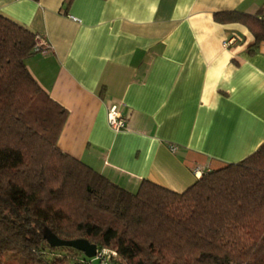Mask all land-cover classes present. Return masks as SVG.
I'll return each mask as SVG.
<instances>
[{
  "label": "crops",
  "instance_id": "obj_1",
  "mask_svg": "<svg viewBox=\"0 0 264 264\" xmlns=\"http://www.w3.org/2000/svg\"><path fill=\"white\" fill-rule=\"evenodd\" d=\"M263 5L0 0V14L39 37L42 49L25 65L67 110L61 151L130 191L142 179L182 191L264 142V41L255 45L244 23L214 17ZM112 103L127 116L121 130L107 123Z\"/></svg>",
  "mask_w": 264,
  "mask_h": 264
},
{
  "label": "trees",
  "instance_id": "obj_2",
  "mask_svg": "<svg viewBox=\"0 0 264 264\" xmlns=\"http://www.w3.org/2000/svg\"><path fill=\"white\" fill-rule=\"evenodd\" d=\"M255 13H215L264 41ZM37 34L0 14V264H264V142L236 162L202 172L182 191L142 179L135 191L61 151L67 110L25 65L42 48ZM86 239L105 261L52 246Z\"/></svg>",
  "mask_w": 264,
  "mask_h": 264
},
{
  "label": "built area",
  "instance_id": "obj_3",
  "mask_svg": "<svg viewBox=\"0 0 264 264\" xmlns=\"http://www.w3.org/2000/svg\"><path fill=\"white\" fill-rule=\"evenodd\" d=\"M72 18H74V17H72ZM258 18L264 22V8L260 12V14H258ZM232 41H233V39L231 38V39L224 40L222 43H223V45L226 46L227 44L231 43ZM106 118H107V123H108L109 127L112 128L113 130H116V131L121 130V129L125 128L127 125V116L122 113L119 105L116 103H112L111 105L108 106ZM170 148L172 150H174L175 146L171 145ZM198 170H199V168L196 167L194 172L196 173ZM105 254H106L105 250H103L102 252H99L97 250L94 258L99 260V263H102L105 261V258H106Z\"/></svg>",
  "mask_w": 264,
  "mask_h": 264
},
{
  "label": "water",
  "instance_id": "obj_4",
  "mask_svg": "<svg viewBox=\"0 0 264 264\" xmlns=\"http://www.w3.org/2000/svg\"><path fill=\"white\" fill-rule=\"evenodd\" d=\"M44 239L48 244L52 246H69L75 248L76 250L82 252L85 257L92 258L96 255V245L88 242L83 238H76L71 240H65L57 237L49 229L44 228L42 233Z\"/></svg>",
  "mask_w": 264,
  "mask_h": 264
},
{
  "label": "rangeland",
  "instance_id": "obj_5",
  "mask_svg": "<svg viewBox=\"0 0 264 264\" xmlns=\"http://www.w3.org/2000/svg\"><path fill=\"white\" fill-rule=\"evenodd\" d=\"M2 264H24V259L18 253L8 251L3 255ZM93 264H97V261L94 259Z\"/></svg>",
  "mask_w": 264,
  "mask_h": 264
}]
</instances>
